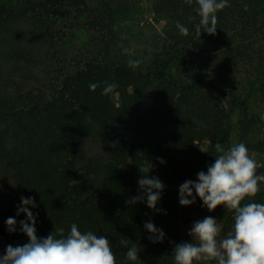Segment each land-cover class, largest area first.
Segmentation results:
<instances>
[{
	"label": "trees",
	"instance_id": "1",
	"mask_svg": "<svg viewBox=\"0 0 264 264\" xmlns=\"http://www.w3.org/2000/svg\"><path fill=\"white\" fill-rule=\"evenodd\" d=\"M20 1L32 32L48 42L54 39L53 22L72 8L81 16L75 7L80 3L86 7L83 0H70L66 10L53 0ZM89 2L95 3L93 15L84 18L100 32L99 53L46 88L0 98V170L11 181L9 193L35 198L37 207L30 210L38 213V238L56 226L67 233L76 223L81 231L107 236L117 264H129L122 237L137 243L136 264H174L173 248L189 240L174 220L179 187L214 162L216 143L243 142L249 152L264 155V141L254 134L264 128V115L251 111L264 107V65L252 61L255 42L264 43V0H229L217 13L214 34L200 25L196 0H153L154 19L163 27H152L148 44L139 47L132 45L129 27L140 23L138 0ZM5 15L10 11L0 7V18ZM178 23L189 35L179 32ZM125 48L135 50L138 67L128 65ZM104 81L118 83L115 94L101 95ZM93 82L101 87L90 91ZM86 140L105 153L78 164ZM146 160L153 165L149 176L165 186L159 214L143 202L125 203L139 193L137 181L146 174L139 168ZM257 164L264 173L263 163ZM260 189L253 199L264 203V183ZM2 200L0 195V255L8 245L28 242L19 231L23 214L16 232L6 230L12 215ZM226 214L232 221V210ZM149 220L166 234L163 242L150 241L144 230Z\"/></svg>",
	"mask_w": 264,
	"mask_h": 264
},
{
	"label": "clouds",
	"instance_id": "2",
	"mask_svg": "<svg viewBox=\"0 0 264 264\" xmlns=\"http://www.w3.org/2000/svg\"><path fill=\"white\" fill-rule=\"evenodd\" d=\"M196 11L208 34H214L218 21L217 13L230 6L229 0H196ZM179 32L187 36L189 29L177 24ZM129 56L130 67H138L139 59L133 48H125ZM101 87L99 83H90L89 90ZM119 85L104 81L101 95L115 94ZM218 155L214 162L207 165L206 171L197 173L195 180L185 181L178 189V202L181 207H190L199 199L209 212L218 206L232 210L233 225L230 231L222 235L220 222L209 215L194 221L188 232L190 240L175 245L172 251L174 264H264V203L253 198L260 192L264 183V173H258V164L249 154V148L240 142L230 147L221 143L214 146ZM160 164L165 161L158 158ZM153 165L139 168L141 174L137 181L139 193L125 201L126 205L143 202L149 210L159 214L157 208L164 191L163 182L156 176H149ZM37 207L34 197H20L16 216L5 220L9 233L17 231V219L21 214L25 219L19 221V231L28 242L23 245H8L0 255V264H117L116 253L107 236L98 235L92 230L81 231L76 223L70 225L66 233L63 226L54 227L45 238L36 235L38 213L30 209ZM144 230L152 243H161L165 239L162 229L151 221L144 223ZM120 245L125 248L124 256L129 264H136L140 250L137 243L122 237Z\"/></svg>",
	"mask_w": 264,
	"mask_h": 264
},
{
	"label": "rangeland",
	"instance_id": "3",
	"mask_svg": "<svg viewBox=\"0 0 264 264\" xmlns=\"http://www.w3.org/2000/svg\"><path fill=\"white\" fill-rule=\"evenodd\" d=\"M53 1L63 5L65 10L70 4V0ZM83 1L86 7L80 2V6H75L80 9L82 17L77 16L80 14H77L74 8L70 10L71 14L64 13L56 22H53L54 39L48 42L32 32L30 13L20 12L22 6L20 0H0V7H5L10 11L8 19L5 18L6 15L0 18V98L10 97L20 92L34 91L37 88H46L59 81L63 75L82 68L88 59L99 53L101 49L100 32L93 29L85 19L92 17L93 11L90 9L95 7V3L89 0ZM138 7L140 23L138 25L129 24L133 34L130 38L132 45L137 47L139 44L142 46L148 44L149 35L154 34L153 29L158 32L163 27V22H156L154 19L153 0H138ZM253 52V65L255 67L259 64L264 65V43L262 41L255 42ZM262 77L264 78V75ZM251 111L261 117L264 115V107L261 108L258 105L251 107ZM233 120L235 124V117ZM262 120L264 121V117ZM254 134L264 141V128L257 127L254 129ZM202 150L206 151L205 143ZM96 153L104 154L105 150L86 140L77 152L78 164L84 163L87 158ZM249 154L264 165V155L259 157L256 152H249ZM10 184L11 181L0 170L2 204L12 217H15L20 198L9 193ZM21 215L16 219H19ZM209 215L220 222L222 235L231 230L234 221L227 220L228 214L223 206H218L209 212L202 206V203H195L190 207H181L178 203L174 210V220L178 225L180 236L190 240L188 232L192 223Z\"/></svg>",
	"mask_w": 264,
	"mask_h": 264
}]
</instances>
